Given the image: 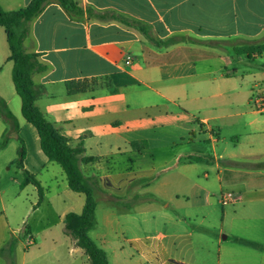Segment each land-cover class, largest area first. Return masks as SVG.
<instances>
[{
	"label": "crops",
	"instance_id": "1",
	"mask_svg": "<svg viewBox=\"0 0 264 264\" xmlns=\"http://www.w3.org/2000/svg\"><path fill=\"white\" fill-rule=\"evenodd\" d=\"M31 1L0 0V6L11 12ZM76 1L83 10L81 15H71L56 0L46 4L30 23L24 45L46 67L32 77L38 89L36 106L72 148L81 144L85 157L99 158L80 164L85 177L98 183L97 210L101 195L117 201L122 199L111 193L134 198V189L145 186L140 182L155 170L156 157L162 159L164 173L173 174L165 185L180 188L186 167L192 172L207 159L203 150L187 152L186 145L204 142L214 153L218 181H227L235 197L223 205L224 186L220 185L221 205L233 208L223 212V226L216 235L217 264H264V152L260 151L264 112L254 102L264 97V53L249 58L234 52L264 43V0ZM10 55L6 31L0 26V96L19 125L17 131L13 123L0 118V141L5 132L9 140L0 158L12 147L13 139L29 138L22 134L30 124L22 116ZM257 59L261 64L254 61ZM70 81L87 82L88 90L69 95L66 83ZM226 103L236 114L226 124L231 136L220 139L218 111ZM37 137L31 133V142L26 141L24 169L40 181L43 203L36 207L39 195L33 185L21 188L24 177L8 178L5 186L0 185V237L4 229H11L16 210L17 214H41L39 218L46 217L47 222L56 218L63 228L67 214L83 211L85 196L71 191L64 170L46 158L38 133ZM135 141H145L147 147L134 151L131 143ZM224 143L253 151L220 158L218 144ZM15 159L0 160L7 173L12 168L22 172L13 164ZM12 181L18 184L19 193L8 211L6 196ZM169 198V202L178 199L173 193ZM108 224L106 220L105 226ZM53 225L40 231L31 226L24 229L35 239L37 233L50 235ZM99 230L97 237L104 245L107 237L101 234V227ZM167 237L162 233L154 238L136 236L132 245L146 264H196L168 252L162 242ZM16 242L10 250H18ZM50 251L56 255L58 246Z\"/></svg>",
	"mask_w": 264,
	"mask_h": 264
},
{
	"label": "rangeland",
	"instance_id": "2",
	"mask_svg": "<svg viewBox=\"0 0 264 264\" xmlns=\"http://www.w3.org/2000/svg\"><path fill=\"white\" fill-rule=\"evenodd\" d=\"M254 61L261 64L260 59ZM233 114L235 115L236 111L228 103L218 111L221 118L219 125L222 127L220 139L231 136L232 132L226 124ZM27 126L22 134L29 138L24 140L21 135L26 150V141L29 144L32 140L31 133L36 140L38 138L36 130L31 125ZM195 143L190 147L186 145L187 152L198 153V150H203L207 159L196 164L195 171L191 172L186 167L184 184L180 188L172 190V187L165 185L173 174L164 173V167L160 164L162 159L156 157L155 170L147 179L140 182V184L146 183L145 186L134 189V198L127 199V196L120 197L116 193H111L113 197L122 199L117 201L112 197L101 195V201H98L96 226L90 235L106 251L110 264H146L134 250L132 240L136 236L144 239L154 238L161 233L169 235L162 242L175 258L196 264H217L216 235L221 232L223 226V212L233 208L231 205H221L219 188L221 184L224 186L221 195L234 193V188L227 181L222 183L218 181V173L214 169L217 162L212 148L208 149V144L204 142ZM19 147L20 141L13 139L12 147L7 150L3 158H0L1 162L15 159ZM252 151L249 147L236 148L232 144L226 146L224 143L218 144L217 155L227 159L233 154ZM260 151L264 152V145L260 147ZM220 163L223 164L222 159ZM0 168L2 169L1 186H5L10 177L23 178V172L16 168H12L10 173L5 171V165L0 164ZM10 185L11 188L6 196L8 211L13 208L11 204L15 202L16 194L19 193L18 184L12 181ZM171 193L178 199L169 202ZM146 199L148 200L145 201ZM25 203L27 208L28 200ZM48 213L51 214L49 210ZM12 216L11 229H4L3 237H0V264H91L88 257L77 250L79 247L74 244V240L66 238L63 225L56 223V218L47 222L46 217L39 218L41 214L25 213V211L17 214V210ZM106 220H109V227L105 226ZM48 224H55L49 232L50 235L46 236L45 232L37 233L35 239L29 237L27 228L24 229L26 226H31L33 231H40ZM100 227L101 234L107 237L104 245L97 237ZM172 234H176V237H172ZM12 240L19 242L18 250H10ZM55 245L59 249L56 255L50 251Z\"/></svg>",
	"mask_w": 264,
	"mask_h": 264
},
{
	"label": "trees",
	"instance_id": "3",
	"mask_svg": "<svg viewBox=\"0 0 264 264\" xmlns=\"http://www.w3.org/2000/svg\"><path fill=\"white\" fill-rule=\"evenodd\" d=\"M53 0H32L31 3L22 9L7 12L0 6V26L7 34L10 48L9 60L13 63L12 78L17 94L21 98V112L24 119L32 125L39 136L40 146L43 154L50 162L58 163L64 170L69 188L74 193L85 196V205L81 214L69 213L64 219V234L75 241L77 247L82 249L91 264H110L106 251L97 244L91 237L90 232L96 223L97 200L95 190L98 183L93 178H87L83 174L80 164H90L97 162L98 157H85V149L79 144L76 148L69 145V140L61 135L57 128L49 122L43 112L36 106L38 89L33 82V75L46 71V67L40 63L39 55L27 53L24 42L30 33V23L43 11L46 4ZM71 15H81L83 10L76 0H56ZM237 55H247L264 53V43L254 44L246 47L235 48ZM87 82L70 81L66 83L67 93L75 95L88 90ZM0 118L5 122L13 123L18 131V121L9 109L5 100L0 96ZM8 133L3 135L0 143V151L8 146ZM20 147L17 159L13 164L17 165L23 172L21 188L33 185L39 195L36 207L40 206L44 200V189L36 176L24 169L26 148L23 141L19 139ZM134 151H141L147 147L145 141H135L131 143ZM199 160V159H194ZM14 246V240L10 243Z\"/></svg>",
	"mask_w": 264,
	"mask_h": 264
},
{
	"label": "built area",
	"instance_id": "4",
	"mask_svg": "<svg viewBox=\"0 0 264 264\" xmlns=\"http://www.w3.org/2000/svg\"><path fill=\"white\" fill-rule=\"evenodd\" d=\"M125 63L127 65L131 64V58L130 57H125ZM255 106L257 108V110L259 112H264V97H257L255 99ZM235 199L234 194L233 193H224L221 196V202L224 205H229L230 203L233 202V200Z\"/></svg>",
	"mask_w": 264,
	"mask_h": 264
}]
</instances>
